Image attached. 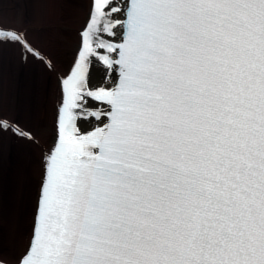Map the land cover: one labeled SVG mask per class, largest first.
Segmentation results:
<instances>
[{"label":"snow or ice","instance_id":"6c2138e0","mask_svg":"<svg viewBox=\"0 0 264 264\" xmlns=\"http://www.w3.org/2000/svg\"><path fill=\"white\" fill-rule=\"evenodd\" d=\"M41 7L78 12L55 52L3 17ZM5 50L44 88L0 108L34 154L0 264H264V0H0Z\"/></svg>","mask_w":264,"mask_h":264},{"label":"rangeland","instance_id":"374dc122","mask_svg":"<svg viewBox=\"0 0 264 264\" xmlns=\"http://www.w3.org/2000/svg\"><path fill=\"white\" fill-rule=\"evenodd\" d=\"M65 16L76 20L78 12L74 13L67 9ZM72 14H71V13ZM45 8H29L22 13L19 8H7L3 12L6 21L14 26L22 24V20H26L24 24H35L37 22L46 21ZM29 35L35 37L36 43L40 44L45 50L55 52L61 43L53 37L47 36L45 29L38 30L34 27L27 28ZM31 33V34H30ZM66 40L73 38V33L64 31ZM59 42V43H58ZM3 52V54H2ZM0 54V108H2L9 116L14 113L19 114L22 118L26 117L30 112H34L39 104L43 88L44 74L36 65L28 63L31 72H25L20 68L17 60V54L13 51H2ZM6 57H3L4 55ZM25 81H27L25 83ZM7 138L0 147V197L7 203L9 194L21 185L30 181V173L34 164V154L23 143L11 146ZM11 153L10 159L9 154Z\"/></svg>","mask_w":264,"mask_h":264},{"label":"bare ground","instance_id":"6f19581e","mask_svg":"<svg viewBox=\"0 0 264 264\" xmlns=\"http://www.w3.org/2000/svg\"><path fill=\"white\" fill-rule=\"evenodd\" d=\"M66 10H67V8L66 9L45 8V13H47V14H45L46 15V18H45L46 21L44 20V22H42V23L37 22L35 24H27L26 28H31V27H34L37 29L38 28H45L44 32L46 33L47 36H50L52 38L54 37L55 39L57 37V40H59V42L62 44L66 40V35L62 29L74 27L76 20H77V17H76L75 21H73L69 17L67 18V15L65 16V13L69 14V12H66ZM69 10H71L72 13H74L76 11L73 9H69ZM25 21L26 20H22L23 23L20 24L21 27L25 26L24 25ZM57 26H60V27H57ZM30 37L33 40V42L34 41L36 42L37 39L35 37H33V35L32 36L30 35ZM37 45L40 46V44H38V43H37ZM2 54H3V52H2ZM2 54H0V57L2 56ZM12 54H15V52L13 51L11 53V56L9 54H6L3 57H6L7 55H9V58H10V57H12ZM19 63H20V60H19ZM38 68L41 69V67L39 65H38ZM41 71H42V69H41ZM26 82L27 81H25V83Z\"/></svg>","mask_w":264,"mask_h":264}]
</instances>
